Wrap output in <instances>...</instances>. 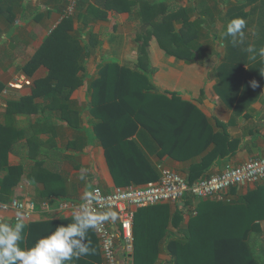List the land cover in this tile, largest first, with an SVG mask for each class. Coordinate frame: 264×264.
Instances as JSON below:
<instances>
[{"label":"crops","instance_id":"1","mask_svg":"<svg viewBox=\"0 0 264 264\" xmlns=\"http://www.w3.org/2000/svg\"><path fill=\"white\" fill-rule=\"evenodd\" d=\"M131 1L136 4L131 6ZM218 1L80 0L78 13L73 17V35L78 39L76 45L87 50L88 56L82 74L84 85L72 94L70 100L73 104L52 103L44 97H37L28 108L35 112L9 119V102L33 96L36 82L47 79L50 74L45 66H40L32 75L26 69L45 40L64 21L67 0H0V100L5 103L0 108V123H7L15 130L7 144L10 149L7 166L13 173H0V180L7 179L14 192L12 199H30L39 209L32 220L24 222L26 227L21 247H31L57 226L72 222L71 212L62 216L43 212L44 202L50 199L80 202L83 201V193L94 188H101L108 194L122 188L113 178L106 151L96 132L97 120L90 110V83L98 78V68L102 64L116 63L124 67L136 64L141 36L145 35L149 40L147 62L154 69L152 80L155 90L160 94H180L184 101L194 104L210 123L216 141L228 137L229 142L235 143L237 151L213 161L204 160L214 151L217 142L201 155L177 161L162 155L158 143L140 126L130 141L140 149L157 179L130 185L145 186L158 182L160 167L188 178L190 167L208 162L203 176L206 178L221 172L229 163L241 165L264 156V76L258 71L264 67V61L259 57L255 61L249 60V54L243 50L248 44L257 49L264 46V0H222L219 10L223 14L212 19L211 10ZM145 2L157 7L165 3L166 8L174 12L168 16L174 33L186 31L183 42L188 45L193 43L196 32L198 48H204L207 43L206 47L220 50L218 57H211L210 61L197 58L194 62H187L169 55L160 44L159 36L149 37L146 32L148 28L151 30L152 23L155 27L166 23L161 20L164 13L154 12L155 16L148 18L142 13ZM234 17H242L246 21L245 44L237 47H233L230 38L224 36L227 22ZM195 22L199 23L198 30L193 27ZM24 78L31 80L30 87L20 90L9 88L12 82ZM252 80L259 83L255 89L250 86ZM81 169H87L85 180L79 178ZM257 186L261 185L242 186L236 191L242 196ZM162 206L169 210V222L166 236L156 250L158 258L155 264H170L172 258L168 243L182 239V232L173 218L182 215L181 230L186 231L194 215L180 204L157 207ZM142 210H147L150 218L156 213L150 211L154 210L151 207L141 209L137 214ZM7 223L14 225L11 221ZM261 226L264 237V222ZM86 242L92 249L90 254L74 259L70 264H81L79 262L83 260L100 264L101 248L94 230L87 233ZM117 252L119 264H125L120 246Z\"/></svg>","mask_w":264,"mask_h":264},{"label":"trees","instance_id":"2","mask_svg":"<svg viewBox=\"0 0 264 264\" xmlns=\"http://www.w3.org/2000/svg\"><path fill=\"white\" fill-rule=\"evenodd\" d=\"M130 3L131 6L136 4L135 1ZM220 4L222 0L215 2L211 10L212 19L223 14L219 10ZM161 5L157 7L156 4L145 2L142 7V13L148 18H153L154 12H163L161 20L166 22L160 27H155V23H152L151 30H146L147 35L151 37L157 34L163 49L178 60L196 61L193 50L198 48L197 33L193 34V43L186 45L183 42L186 31L174 33L171 22H168V16L174 12L166 8L165 3ZM73 21L74 18H65L34 56L26 72L32 75L40 66H45L49 68L50 74L47 79L36 82L33 96L9 102V119L35 112L28 108L37 97H44L52 103L58 101L73 104L70 100L72 94L84 85L82 74L88 56L87 50L76 45L78 39L73 35ZM193 27L198 30L199 23L195 22ZM140 39L142 44L138 64L140 61L146 63L149 53V40L145 35ZM182 49L192 51L181 52ZM147 72L106 63L99 66L98 78L90 83V110L97 120L96 132L119 187L157 179L140 149L130 141L140 126L158 143L162 155H168L177 161H187L201 155L212 143L217 142L214 151L204 160L213 161L219 156L236 153L235 143L229 142L228 137L224 136L216 141V135L211 133L210 123L194 104L184 101L177 93H158L152 80L154 69ZM14 132L9 124L0 123V173L7 172L8 175L13 170L7 166L10 152L7 144L12 140ZM207 169L208 162L193 165L186 178L190 184H194L203 178ZM6 181L7 179L0 180V195L5 202L11 200L14 193ZM236 189L229 192V200L198 203L197 213L191 218L186 231L181 230L182 215L174 216V224L182 232V239L168 243L167 249L172 258L170 264H264L261 226L264 222V185L257 186L242 196ZM152 208L154 210L150 211H156L152 218L147 210L136 214L133 264H155L158 258L156 250L166 236L169 210L163 206ZM88 258L98 261L94 257ZM79 263L92 264L86 260Z\"/></svg>","mask_w":264,"mask_h":264},{"label":"built area","instance_id":"3","mask_svg":"<svg viewBox=\"0 0 264 264\" xmlns=\"http://www.w3.org/2000/svg\"><path fill=\"white\" fill-rule=\"evenodd\" d=\"M79 0H67L64 17L73 18L78 9ZM31 80L24 78L9 85L10 89L20 90L30 87ZM5 103L0 100V108ZM264 185V156L252 159L241 165L227 164L214 175L202 178L190 184L187 178L168 168L160 167L158 182L145 185H129L116 189L113 193H105L101 188L91 192L97 199L91 207L97 212H114L115 219L101 221L94 230L102 253L100 264H119L118 248L123 250L125 264L132 263L134 244V224L136 214L141 209L167 204H180L184 210L196 215L197 205L205 201L229 200V192L242 186ZM84 201H58L50 199L42 204L41 210L51 215L62 216L73 213ZM38 207L30 199H11L7 202L0 195V223L9 221L16 223L32 220L38 213Z\"/></svg>","mask_w":264,"mask_h":264},{"label":"clouds","instance_id":"4","mask_svg":"<svg viewBox=\"0 0 264 264\" xmlns=\"http://www.w3.org/2000/svg\"><path fill=\"white\" fill-rule=\"evenodd\" d=\"M246 21L242 17H234L226 24L224 36L230 38L233 47L245 44ZM249 54V60L255 61L257 57L264 61V46L257 49L248 44L244 49ZM264 76V67L258 69ZM250 86L255 89L258 81L252 80ZM87 169H81L79 178L85 180ZM97 199L93 192L83 193L81 203L72 213V222L59 225L54 231L35 241L31 247H21L25 223L23 219L14 225L0 223V264H70L74 259L87 256L92 251L86 242V235L101 221L115 219L114 212H97L90 205Z\"/></svg>","mask_w":264,"mask_h":264},{"label":"rangeland","instance_id":"5","mask_svg":"<svg viewBox=\"0 0 264 264\" xmlns=\"http://www.w3.org/2000/svg\"><path fill=\"white\" fill-rule=\"evenodd\" d=\"M215 35L217 36V33H215ZM213 40H214V38H213ZM206 44H205L204 48L199 47V48L193 50L194 53L196 54V57L198 59L204 60V61H210L212 59L211 57H214V56L218 57V52L220 50L208 48V47H206ZM191 51H192V49H187V50L182 49L181 50V52H187V53H190ZM139 54H141V50H140ZM125 67L131 68V69L138 68L140 70L148 71L149 73H150V69H152V68H150L149 63L147 61H146V63L145 62L142 63V61H140V64H138V61H137L136 64H134V65L129 64L128 66L126 65Z\"/></svg>","mask_w":264,"mask_h":264}]
</instances>
